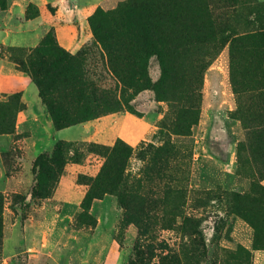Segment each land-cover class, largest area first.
<instances>
[{
    "label": "rangeland",
    "instance_id": "rangeland-1",
    "mask_svg": "<svg viewBox=\"0 0 264 264\" xmlns=\"http://www.w3.org/2000/svg\"><path fill=\"white\" fill-rule=\"evenodd\" d=\"M79 1L78 8L58 16L59 0H37L28 4L26 18L41 17L48 28L44 36L54 31L58 42L63 26H77L68 28L75 51L59 44L73 55L83 52L87 77L120 99L122 86L91 25L98 12H112L128 0ZM141 2L147 9L167 5L166 0ZM11 3L0 0V11ZM209 3L217 22L235 29L226 37L264 29V0ZM213 42L205 43L211 51L202 74L184 68L190 62L175 61L163 98L153 89L130 91L119 111L63 131L53 122L50 129L45 119L18 124L16 117L12 140L0 135L9 181L7 192H0L6 198L0 241L8 238L5 255L14 254L4 261L0 250V264H130L142 234L181 264H255V251L264 250L254 249L256 236L264 247L263 42H239L232 53L228 40L216 55ZM9 48L29 49L1 45L8 60ZM238 48L239 70L232 78ZM146 56V74L156 85L160 62ZM64 96H56L60 105L75 104ZM0 103H17V98L2 97ZM59 142L70 144L65 167L46 188L27 196L36 186L35 161ZM126 148L130 157L116 190L94 199L85 224L80 223L83 202L108 157L120 161ZM16 223L21 237L12 238Z\"/></svg>",
    "mask_w": 264,
    "mask_h": 264
},
{
    "label": "trees",
    "instance_id": "trees-1",
    "mask_svg": "<svg viewBox=\"0 0 264 264\" xmlns=\"http://www.w3.org/2000/svg\"><path fill=\"white\" fill-rule=\"evenodd\" d=\"M141 1L128 0L112 12H98L95 16L97 20L91 25L97 41L108 53L111 72L122 86L120 99L112 90L99 87L96 81L87 77L83 68L85 62L83 52L73 55L64 49L57 41L54 31L47 33L34 48L8 49L9 61L18 70L27 73L38 87L40 97L48 107L56 130L119 111L122 104L127 102L130 91L140 93L153 89L157 96L163 98L161 94L175 61L180 60L182 64L190 62L184 68L198 70L199 75L204 72L205 58L209 57L211 51L205 44L207 41H214L213 55H216V48L228 40L232 41V53L237 49L239 42L249 39L260 40L263 42L260 45H263L264 55V29L236 38L234 36L238 35L237 33L224 36L226 31L235 32V29L229 24L227 30L217 22L209 0H166L167 5L160 3V6L152 9L143 7ZM206 34L208 39H205ZM233 43L236 46H233ZM241 48H238L236 56L232 54V78L239 70L237 54L239 55ZM128 54L130 56H127ZM148 54L151 57L157 56L160 62L162 76L156 85H153L146 74L144 61ZM4 55L0 50V57L5 58ZM132 66L137 69H132ZM59 94H64L75 104L60 105L56 98ZM14 97L17 98V103H0V135L15 133V119L18 113L26 108L21 94H14ZM69 146L68 143L59 142L52 153L37 158L33 168L36 186L27 193V196L33 195L36 188L38 190L46 188L56 179L58 170L60 172L67 163L66 151ZM113 155L108 157V164L90 187L82 205L84 213L78 219L80 223L86 222V218L89 217L93 200L116 190L114 184L116 180L122 178L125 162L130 153L126 148L125 156L120 161H116ZM3 156L5 158L7 154ZM15 197L24 200L21 196ZM5 199L0 193V229L3 224ZM145 235L142 234L130 264H166L167 260L168 264H181L178 256L164 255V247L157 248L153 240L149 241ZM143 240L149 243L143 245ZM255 243V250L264 249L258 245V236ZM2 246L3 242L0 241V250Z\"/></svg>",
    "mask_w": 264,
    "mask_h": 264
},
{
    "label": "crops",
    "instance_id": "crops-1",
    "mask_svg": "<svg viewBox=\"0 0 264 264\" xmlns=\"http://www.w3.org/2000/svg\"><path fill=\"white\" fill-rule=\"evenodd\" d=\"M35 2H37V0H12V3L7 10L0 11V46L5 45L11 47L34 48L40 44L44 34L48 31L46 23L42 21L41 17L31 19L26 18L28 4ZM80 3L79 0H59L60 7L57 10L58 16H61L62 11L64 10L67 13L71 12L72 6L78 8ZM68 28L70 30H75L77 29V26H63L62 29L65 32L61 34V37L58 35V39L64 48L74 52L75 49L72 50L74 45L70 44V40L72 39L70 37L72 36H70L71 33ZM80 42H78V44ZM14 94H21L22 102L26 104V108L20 111L17 115L18 124H24L31 120L39 122L40 120L45 119L51 129L52 120L40 97L39 89L36 84L27 73L18 70L8 59L0 57V98ZM18 124L17 126L19 127ZM5 137L10 141L12 140L11 135H5ZM50 151L51 149L48 150V152ZM8 187L9 181L6 176L5 160L3 153L0 150V192L5 194ZM18 225V223L15 225L17 234L13 235L12 238H14V236L21 237ZM7 241L8 238H4L2 246L4 261L14 255H5ZM18 250L19 246L15 248L14 253ZM255 252V264H264V250Z\"/></svg>",
    "mask_w": 264,
    "mask_h": 264
}]
</instances>
